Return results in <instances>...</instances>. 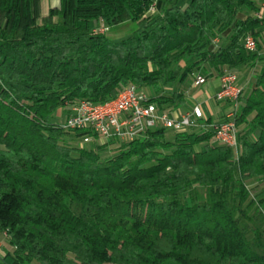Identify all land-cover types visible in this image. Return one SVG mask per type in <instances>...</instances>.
<instances>
[{"label":"trees","instance_id":"obj_1","mask_svg":"<svg viewBox=\"0 0 264 264\" xmlns=\"http://www.w3.org/2000/svg\"><path fill=\"white\" fill-rule=\"evenodd\" d=\"M42 1L0 0V234L16 258L264 264V0H59L46 15ZM125 20L137 23L127 39L93 32ZM196 71L250 74L238 81V151L212 129L83 147L56 120L130 84L180 107Z\"/></svg>","mask_w":264,"mask_h":264},{"label":"built area","instance_id":"obj_2","mask_svg":"<svg viewBox=\"0 0 264 264\" xmlns=\"http://www.w3.org/2000/svg\"><path fill=\"white\" fill-rule=\"evenodd\" d=\"M155 12V6L150 10ZM256 17H264V3L262 10ZM108 26L101 25L94 28L95 34L107 33ZM218 42V39L215 40ZM247 50L255 51L257 43L254 37L247 36L244 41ZM207 78L198 74L193 84L203 86ZM237 73L229 72L220 77V86L215 93V100L230 106L220 122L210 121L201 105L196 104L179 115L168 110H161L156 103L150 100L148 94L138 89L135 85L126 86L116 98L94 103L83 100L69 105L61 112L63 126L66 129L83 132L81 146L95 147L102 143L132 142L143 138L150 129L164 128L168 131L179 133L188 130L212 129L214 139L224 145L239 150L238 126L236 124L239 98L244 88L238 83Z\"/></svg>","mask_w":264,"mask_h":264},{"label":"rangeland","instance_id":"obj_3","mask_svg":"<svg viewBox=\"0 0 264 264\" xmlns=\"http://www.w3.org/2000/svg\"><path fill=\"white\" fill-rule=\"evenodd\" d=\"M179 4L181 6H184L188 3V0H178ZM159 2V1H157ZM49 11V0H43L42 1V14L46 15ZM103 25V24H102ZM137 29V23L132 20H125L123 22L117 23V24H112L111 26H108L107 30V37L110 40L113 41H118V40H124L129 38ZM262 40H263V45H264V29H262ZM181 65H185V61L181 62ZM194 73L193 76H189L182 85V90H184L185 98H186V105L188 107L196 105V104H201L202 108L206 110L207 106L204 103H206V100H209L210 94H211V85L210 80L207 81L203 86L196 87L194 86L193 80L195 76L197 75ZM211 88V89H210ZM210 106L212 107L213 104L211 101H208ZM203 103V104H202ZM207 104V103H206ZM217 106H213L212 109L216 111ZM56 120H58L60 123L63 121V116L61 114L58 115V118L56 117ZM171 132V131H170Z\"/></svg>","mask_w":264,"mask_h":264},{"label":"crops","instance_id":"obj_4","mask_svg":"<svg viewBox=\"0 0 264 264\" xmlns=\"http://www.w3.org/2000/svg\"><path fill=\"white\" fill-rule=\"evenodd\" d=\"M59 5H60L59 0H49V9L52 7H58ZM207 79H208L207 81L210 80L211 85L213 86V87H211L212 89L210 88L212 91H211L209 100L211 101L213 106H217V108H216V111L213 110L212 109L213 106L211 107L209 102H208L209 100H206L207 104L206 103H204V104L206 106L207 105H209V106H207L206 110L203 109V111H204L206 117L209 120H211L212 122H220L223 120L224 114L226 111L229 110L230 106L226 103H223V102L219 103L215 100V93L217 92V90L219 89V86H220V77L213 76V77H210ZM243 79L245 80L244 81L245 84H243V86L246 88V87H248L249 83L252 81L250 74L247 72L241 73L240 78H239V82L242 81ZM182 85H183V83L179 84V90L183 92L184 90H182ZM185 97L186 96L184 94V98ZM199 105H201V104H199ZM188 106L186 105V98H185V104L184 105H182L180 107H175V108L169 109L168 111H170L176 115H179L183 112V110L187 109ZM0 264H25V263L20 262L16 258L15 254H14V247L8 242V239L4 235H1V234H0Z\"/></svg>","mask_w":264,"mask_h":264}]
</instances>
